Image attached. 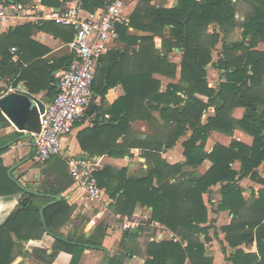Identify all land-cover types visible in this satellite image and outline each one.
<instances>
[{"label":"crops","instance_id":"obj_1","mask_svg":"<svg viewBox=\"0 0 264 264\" xmlns=\"http://www.w3.org/2000/svg\"><path fill=\"white\" fill-rule=\"evenodd\" d=\"M14 1L28 3L33 0ZM69 1H65L63 4ZM126 1L128 23L133 12L140 6L143 8L148 5L158 8H170L178 4V0ZM104 6L97 7L94 10L85 8V10L89 13L97 12ZM242 19L244 20L245 17ZM142 25H145V23ZM241 32L243 33V28H241ZM169 33V28H164L161 32H155L154 45L150 42L147 43L149 49H147L144 55L137 54L143 43L141 40L136 44H130L120 36V32L118 31L117 38L111 41L109 53L107 52L108 54L103 55L96 66V77L93 87L95 99L92 113H86V116L75 124L72 133L64 135L61 138L62 151L56 157L64 159V167H66L69 175L68 178L65 175L59 178V181H56L51 177L52 174L56 173V168L60 165V159L58 160L59 163L54 165H50V160L46 163H40L36 160L33 139L28 137L19 138L27 133V131L18 129L10 119L8 126H0V142L2 141L0 149L6 148L4 152H0V225L4 224L10 215L19 209L21 200L27 197L25 190L35 192L36 197H32L31 200L35 205L43 208L46 203L52 200L47 194L57 193H51L49 189L55 191L58 187L66 186L67 182L73 181L67 168V157L69 155L91 157L100 164L99 170H111L109 174L125 168L128 169L129 177L134 176L139 178L146 176L150 168L156 164H161L163 161L171 165L186 163L187 158L184 153V143L191 137L193 129L189 128L185 134L176 140L173 146L167 147L171 136L174 135L173 130L177 123L174 120L162 117L159 110H155L156 107V109H161L165 105L154 99L156 93L163 94L166 92L169 84H179L182 81V49L176 47L167 55L169 62L176 65L175 76L166 73L163 65H159L160 60L158 59L156 49L163 50L164 37H168ZM128 34L145 36L152 35L153 32L129 26ZM229 36L225 37L227 42H229ZM73 39L74 31L72 28L57 25L50 20L37 22L15 17L9 18L5 24V34L0 39V62H2V67L0 68V98L10 92L16 91L21 85L26 87L27 91L40 98L44 103L51 102L57 94V87L53 79L58 80L59 74L69 66L73 59L74 53L71 47ZM249 39L247 38L246 40ZM243 40L244 36L241 39L230 42ZM261 44H264V40L258 43V45ZM222 45L223 42L221 41V49ZM258 45L256 48L259 50ZM220 51L222 52V50ZM220 51L211 64L214 72L210 71L209 65L207 69L209 86L215 89H218L224 81V73L226 72L225 70L215 68L213 65L222 56ZM261 51H264V49ZM101 69H106L107 74L105 75L104 82L98 83L97 76ZM248 73L252 74L253 71L249 70ZM263 76L264 72L261 78L257 79V82L260 84V91L262 92L260 93L262 94L260 100L262 97L264 98ZM156 81L160 83L159 87L155 85ZM54 85L55 91H53ZM144 95H147V97ZM176 96H179L182 100L180 101L179 98H175L174 96L171 97L173 101H171L170 107L186 108L192 115H199L203 124L207 123L208 117L215 112V106L209 104L201 113H197V104L193 98H189L184 91H177ZM194 97L206 103L209 100L208 97L199 93H196ZM260 105L262 104L260 103L259 107ZM253 106H255L254 103ZM260 108L263 109L264 107ZM127 112H130V119H127L128 122L125 126L120 127L121 120L126 119L125 115ZM246 112V107L237 106L232 110L231 119L240 120L245 116ZM254 139L252 133L237 125H234L232 133L219 130V128L215 127L208 132L204 149L207 153H210L216 145L230 147L234 141L251 146L254 143ZM12 140H15L13 144L3 147ZM123 151L126 152L123 153ZM212 166L213 161L208 158L198 166H185L184 171L203 175ZM231 167L240 172L242 161L234 160L231 163ZM6 168H8L7 171ZM198 170L200 173H197ZM257 170L260 177L264 179L263 164ZM13 171L20 174V182L24 188V192L8 194L17 191L14 185H12V182H14L12 178H10L11 181L8 179V173L11 176L13 175ZM43 174L47 189L40 190L37 188L42 184L40 182ZM236 179L237 183L243 188L242 195L244 198V202H240L242 205L239 206V218L241 221L248 223L253 219L254 212L251 205L257 198L252 193L259 196V190L264 188V183L251 176L241 178L240 174L237 175ZM174 180L172 178V181ZM156 182L155 178L154 183L156 184ZM109 185L113 189L118 185V181L113 179ZM222 185L223 183L215 184L208 192L204 193V200L208 207V222L202 224V226L209 227L208 240L205 241L206 256L213 258L212 264H235L229 258L230 255L234 254L237 249H243L244 253L258 255L260 260L261 254L256 239H254L251 247H247L246 242L237 247H232L227 241V233L223 231V227L229 226L236 216L230 209L222 210L219 208L222 200ZM104 189V199L97 201V208L95 207L98 214L111 210L112 213H117L115 216L121 219L122 225H124L125 217H127L126 219L138 218L146 223L133 227L137 229L136 234L138 237L135 239L125 236V232L128 230H125L124 226H109V232H106L103 246L106 249L112 250L111 258L116 254H124V247H131L135 249L136 254L125 258L122 264H146V259L150 258L146 254L147 245L150 242L174 241L180 242L184 248L187 246V240H183L176 231L166 224L151 219V207L137 203L132 214L123 216L113 206L116 200L111 198L106 187ZM45 190L47 191L45 192ZM59 194H62V199H66L73 206L70 218H73L76 209H78L77 214L81 210H84L82 203H77L82 195L74 188L73 182ZM47 199L48 201H46ZM101 204L103 207L99 208ZM79 217L78 215L73 219V222H75L74 231L78 227L76 221ZM245 228L249 229V225L246 224ZM60 230L62 233H67L68 229L64 225ZM242 231L241 228H238L235 233L233 232V236H238ZM12 236L16 238L14 233H12ZM200 238L201 240H205L206 235L202 234ZM54 243V237L45 233L41 239L29 240L26 243V248L29 250H32L34 247L45 248L48 253H52ZM18 257H22L20 261L22 264H42L33 258H25L22 255H17L15 259ZM105 257L106 253L104 250L86 248L82 254L80 264H100ZM70 259L71 255L62 251L52 264H69ZM241 261L246 262L247 258ZM169 264L176 263L169 262ZM184 264H190L189 260H186Z\"/></svg>","mask_w":264,"mask_h":264},{"label":"trees","instance_id":"obj_2","mask_svg":"<svg viewBox=\"0 0 264 264\" xmlns=\"http://www.w3.org/2000/svg\"><path fill=\"white\" fill-rule=\"evenodd\" d=\"M65 1L69 0H43L46 5L55 7L61 6ZM248 1L252 5L253 12L239 24L235 20L236 4L233 0H178V4L170 8L140 6L133 12L128 25H121L118 29L120 36L128 43L136 44L139 40L143 42L137 52L140 55H144L149 49L147 43L154 45L155 32H161L164 28L170 29L169 36L164 37L163 50L156 49V53L160 60L159 65H163L166 73L175 76L176 65L169 62L167 55L176 47L183 50L182 81L179 84H169L163 94L156 93L154 99L165 105L161 109L156 107L155 110H159L162 117L177 123L167 147L173 146L189 128L193 129L191 137L184 143V153L187 158L184 164L171 165L163 161L150 168L147 175L140 178L129 177L128 169L125 168L111 174H109L111 170L107 169L97 172L100 185L106 187L111 198L116 200L113 206L118 212L130 215L137 203L151 207L153 221L166 224L183 240H187L188 244L185 248L180 242H150L146 250L150 258L146 259V264H169V262L184 264L186 260H189L190 264L213 263V258L205 254L209 227H203L202 224L208 222V207L204 193L218 183H223L219 208L230 209L236 216L229 226L223 227V231L227 233V241L232 247L244 242L247 247H251L256 239L261 254L259 260L258 255L247 254L243 249H237L229 258L235 264H264V188L259 190V196L251 205L254 212L253 219L248 223L243 222L239 218V206L242 205L240 202H244L243 188L236 179L240 174L241 178L251 176L264 183L257 170L262 164L264 168V108L258 107L264 98L260 100L262 92L257 82L264 72V51L256 48L258 43L264 40V0ZM80 2L84 8L94 10L104 6L106 0H80ZM143 23L145 25H142ZM210 25H214L213 32H208ZM129 26L153 34L145 36L128 34ZM239 26L243 28L244 38H250L249 44L244 43V40L226 41L225 37ZM221 41L222 56L213 65L226 72L224 81L218 89H215L209 86L207 69L213 60V49ZM1 67L2 62H0ZM249 70L253 73L249 74ZM53 81L57 83V80L53 79ZM159 84L158 81L155 82L158 87ZM53 88L55 91V85ZM177 91H184L189 98L196 101L197 113H201L209 104L215 106V112L208 117L207 123L203 124L199 115H192L186 108L170 107L173 101L171 97L182 100L176 96ZM196 93L208 97V102L196 99L194 97ZM237 106H244L247 109L245 116L240 120L231 119L232 110ZM125 118L121 120L120 127L127 124L130 112H127ZM9 124V119L0 110V126ZM234 125L254 135V143L251 146L234 141L230 147L216 145L212 152L205 151L207 134L212 128L216 127L232 133ZM5 150L6 148H1L0 152ZM208 158L213 161V166L205 174L196 175L184 171L185 166H198ZM234 160L242 161L240 172L231 167ZM64 163V159H60L56 173L51 176L54 180L59 181V178L65 176ZM172 178L175 180L172 181ZM113 179L118 181V185L112 189L109 184ZM72 182H67L66 186L58 187L55 191L50 189L49 191L61 193ZM12 185L17 191L8 194L24 192L22 186L19 187L14 182ZM25 195L27 197L21 200L19 209L0 225V264H11L17 255L33 258L42 264H52L62 251L71 255L69 264H80L86 249L83 244H90L94 249L104 247L103 240L106 237L104 225H99L88 237L75 239L61 234L60 229L67 224L73 211V206L66 199L45 207L43 221L42 207L35 205L31 200L32 197H36V193L25 190ZM246 224L249 225V229L245 228ZM238 228L243 231L238 236H233V232L235 233ZM12 233L16 238H13ZM45 233L55 239L52 253H48L45 248L34 247L32 250L26 248L29 240L41 239ZM125 234L130 239L138 237L130 230ZM202 234L206 235L205 240H201ZM124 251L122 255L116 254L113 258L110 257V264H122L125 258L136 254L135 249L131 247H124ZM245 258L247 261L242 262L241 260Z\"/></svg>","mask_w":264,"mask_h":264},{"label":"built area","instance_id":"obj_3","mask_svg":"<svg viewBox=\"0 0 264 264\" xmlns=\"http://www.w3.org/2000/svg\"><path fill=\"white\" fill-rule=\"evenodd\" d=\"M126 7V0H108L102 9L89 13L77 0L59 7L47 6L43 0L28 3L0 0V39L11 17L37 22L50 20L74 31L73 59L59 74L57 94L41 113V130L33 134L38 162L46 163L59 155L62 136L72 133L75 124L86 116L93 97L97 63L109 51L111 41L117 38L119 27L128 24ZM67 168L74 188L82 196L96 201L104 199L105 189L97 177L100 164L95 159L69 155ZM126 218L125 230L141 225L138 220Z\"/></svg>","mask_w":264,"mask_h":264},{"label":"rangeland","instance_id":"obj_4","mask_svg":"<svg viewBox=\"0 0 264 264\" xmlns=\"http://www.w3.org/2000/svg\"><path fill=\"white\" fill-rule=\"evenodd\" d=\"M236 4V13H235V20L237 22V24H239L240 22H243L244 20L242 18H246L248 15H250L252 12H253V8H252V5L250 3V1L248 0H233ZM213 29H214V25H210L209 28H208V32H213ZM243 33L241 32V28L240 26L237 27L235 30H233V32L230 34V36L228 37L229 39V42L232 41V40H237V39H241L242 38V35ZM249 39V38H248ZM250 40V39H249ZM249 40H246L244 38V43H248ZM248 41V42H247ZM221 42H219L217 44V46L213 49L212 51V57H213V60H215V58L217 57V54L219 53L221 49V46H220ZM259 47V50L261 51L262 49H264V44H261V45H258ZM221 52V51H220ZM212 60V61H213ZM212 62L209 63V69L210 71H213V67L211 66ZM216 73V72H215ZM107 74V71L106 69L103 70L101 69V71L99 72L98 76H97V82L98 83H103L105 78H106V75ZM216 76H218L216 74ZM217 80V79H216ZM262 80H263V85H264V76L262 77ZM264 96V94H263ZM262 105H260V107H264V101L260 102ZM259 107V106H258ZM259 107V109H261ZM0 144H2V141L0 142ZM60 158L59 157H53L50 159V165L51 164H57L59 163V160ZM198 168V167H197ZM196 168V169H197ZM64 173L66 175V177L68 178V173H67V170H66V167H64ZM9 172V171H8ZM196 173V171H195ZM197 173H200L199 170ZM13 175H9L8 173V176H9V179L12 178V180L14 181V183L17 184V186L21 187V182H20V174L16 171H13L12 173ZM42 184H40L38 186L37 189H47V184H46V180H45V176L43 174V176L41 177V182ZM254 192V191H253ZM252 195L254 197H258V195H254V193H252ZM77 203H82L83 207H84V210H81V212H78V209L75 210V213L73 214V218H70V220L67 222L66 226H67V233L66 232H61V234L64 235V237H68V236H72L73 238L75 239H78V238H83V237H88L89 235H91L92 233H94L96 231V228L99 226V225H104L105 228H106V232H109V226H113L114 227H122L123 225L121 224V219L119 218H116L115 214L117 213H112L111 210L109 211H104V213L102 214H98L97 213V210H96V203L97 201L96 200H90V199H86V197H83L81 196L79 202ZM96 207V208H95ZM103 205L101 204L99 206V208H102ZM97 213V214H96ZM120 213V212H119ZM123 216H125L126 214L124 213H121ZM80 216L78 219H77V229L74 231V223L73 222L74 218L76 216ZM122 216V218H123ZM131 219V218H130ZM135 221L138 220V222H140L141 224L145 223L144 221L138 219V218H134ZM146 224V223H145ZM60 233V232H59ZM122 245V244H121ZM20 263V262H19ZM18 263V264H19ZM22 264V263H20Z\"/></svg>","mask_w":264,"mask_h":264},{"label":"water","instance_id":"obj_5","mask_svg":"<svg viewBox=\"0 0 264 264\" xmlns=\"http://www.w3.org/2000/svg\"><path fill=\"white\" fill-rule=\"evenodd\" d=\"M94 99L95 97L93 96L92 101L88 106L87 113L89 114L92 113L94 108ZM47 104L44 103L40 98L31 94L26 90V87L21 85L16 89V91L10 92L0 98V110L7 116L8 119H10L14 125H16L18 129L27 131V133L19 138H33V134L38 133L41 130L40 116L41 113H44ZM14 142L15 140H12L3 147L10 146ZM47 196L51 197L52 200L46 203L43 208L54 204L63 198L62 194L59 193L47 194ZM43 208L41 209V215L44 221ZM130 232L136 234L137 229L132 228ZM83 245L86 248H94L90 244ZM100 249L104 250L106 253L105 259L100 264H110L112 250L106 249L105 247H101ZM21 260L22 257H18L11 264H18Z\"/></svg>","mask_w":264,"mask_h":264}]
</instances>
